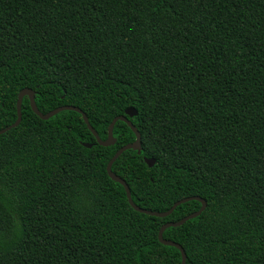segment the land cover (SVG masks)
<instances>
[{"label": "trees", "instance_id": "16d2710c", "mask_svg": "<svg viewBox=\"0 0 264 264\" xmlns=\"http://www.w3.org/2000/svg\"><path fill=\"white\" fill-rule=\"evenodd\" d=\"M25 88L102 140L135 108L142 152L112 166L133 201L206 200L164 232L186 264H264V0H0V129ZM113 135L23 97L0 135V264H182L159 231L202 203L135 210L107 166L136 135Z\"/></svg>", "mask_w": 264, "mask_h": 264}, {"label": "water", "instance_id": "95a60500", "mask_svg": "<svg viewBox=\"0 0 264 264\" xmlns=\"http://www.w3.org/2000/svg\"><path fill=\"white\" fill-rule=\"evenodd\" d=\"M25 96H28L29 97V99H30V105H31V108L33 109V111L39 117H41L42 119H45V120H47V119L55 116L56 114H58V113H60L61 111H64V110H74V111L79 112L80 114H82V116L84 118V121L88 125L89 129L95 135V137L97 139V142L100 145H102V146H112V145H114L116 143V138H114L113 130H114V127H115V124L117 123V121H123L126 124H128V126L135 133L136 140L134 142H132V143H129V144L125 145V146H122L114 154V156L112 157V159L108 163L107 171H108L109 176L114 181H116V182H118V183H120L121 185L124 186V188L126 190V193H127V197H128L129 203L133 206V208L135 210L139 211V212H142V213H145V214H148V215H151V216L167 217V216L171 215L174 212V210L179 205H181L183 203H186V202L191 201V200H198V201H200L202 203V206H201V208L198 211L193 212L192 214H189L188 216L182 218L181 220H179L177 222H167L166 224H164L161 227V229L159 231V240H160V242L162 244H164V245L173 246V247L178 248L181 251V254H182V264H186L187 255H186V252H185L184 248L179 243H176L174 241L165 239L164 238V232L169 227H178V226H181L185 222H187L188 220L193 219V218L201 215V213L207 207L206 200L203 199V198H201V197H199V196L186 197V198H183V199L177 201L169 210L164 211V212L153 211V210H148V209H145V208H141L140 206H138L133 201L132 194H131V190H130V187L127 184V182L123 178H121L120 176H118L117 174H115L113 172V170H112V166H113L114 162L120 157V155L123 152H125V151H127L129 149H134L139 154L142 152V142H141L142 137H141V133L139 132L138 128L133 124V122L130 120V118H132V117H134V116H136L138 114V111L135 108L131 107V108H129V109L126 110V113L124 115H119V116L115 117L113 119V121L111 122L110 126H109V133H108L107 139L106 140H102L101 137L99 136L98 132L90 124L89 119H88L86 113L83 110H81L79 107L67 105V106L58 107V108H56L54 110H51L50 112L43 113V112H41L38 109V107L36 105V102H35V92L32 89L25 88L19 94V98H18V102H17V113H18L17 120L13 124H11L10 126H8L6 128H3V129H0V135L6 133L7 131H9L12 128L17 127L21 123V121H22V100H23V97H25ZM84 145L86 147H88V148H91L93 146V144H90V143H85ZM144 160H145V162L150 167H153L155 165V163H156V160L154 158H146L145 157Z\"/></svg>", "mask_w": 264, "mask_h": 264}]
</instances>
